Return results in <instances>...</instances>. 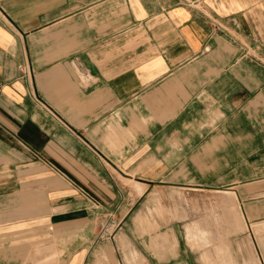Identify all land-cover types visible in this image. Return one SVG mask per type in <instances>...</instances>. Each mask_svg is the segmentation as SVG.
I'll return each mask as SVG.
<instances>
[{"label":"crops","instance_id":"crops-1","mask_svg":"<svg viewBox=\"0 0 264 264\" xmlns=\"http://www.w3.org/2000/svg\"><path fill=\"white\" fill-rule=\"evenodd\" d=\"M0 264H264V0H0Z\"/></svg>","mask_w":264,"mask_h":264},{"label":"rangeland","instance_id":"rangeland-1","mask_svg":"<svg viewBox=\"0 0 264 264\" xmlns=\"http://www.w3.org/2000/svg\"><path fill=\"white\" fill-rule=\"evenodd\" d=\"M247 181V183H250V182H252V180H246ZM256 181V180H255ZM256 185H258L257 183H256ZM247 186V188H249L250 186H252L251 184L250 185H246ZM213 196H215V195H209V197L214 201V198H213ZM176 199L178 200V201H182V202H184L185 201V198H184V194H181V191H179L178 192V195H177V197H176ZM211 200V201H212Z\"/></svg>","mask_w":264,"mask_h":264}]
</instances>
